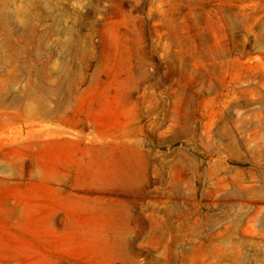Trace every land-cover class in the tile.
Listing matches in <instances>:
<instances>
[{"label":"rangeland","instance_id":"obj_1","mask_svg":"<svg viewBox=\"0 0 264 264\" xmlns=\"http://www.w3.org/2000/svg\"><path fill=\"white\" fill-rule=\"evenodd\" d=\"M0 264H264V0H0Z\"/></svg>","mask_w":264,"mask_h":264}]
</instances>
